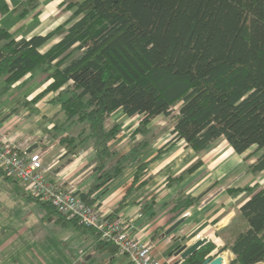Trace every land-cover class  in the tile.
Wrapping results in <instances>:
<instances>
[{"label":"trees","instance_id":"trees-1","mask_svg":"<svg viewBox=\"0 0 264 264\" xmlns=\"http://www.w3.org/2000/svg\"><path fill=\"white\" fill-rule=\"evenodd\" d=\"M67 1L71 15L45 35L15 40L0 29V96L28 74L49 81L31 102L56 93L50 102L60 106L65 123L80 127L60 143L68 153L87 138L94 144L97 176L79 194L83 202L93 204L91 195L152 143L156 136L149 125L158 116L173 119L171 139L156 157L137 167L120 205L146 185L148 164L179 141L195 153L221 141L238 155L254 147L256 160L246 172L264 171V0ZM63 28L59 41L40 52ZM118 111L139 117L134 134L141 135L122 155L109 148L120 125L105 126ZM201 165L196 160L167 184ZM228 192H244L239 212L247 228L219 252L229 250L235 256L230 264H264V188L252 184ZM200 198L180 197L174 210L190 208ZM95 235L100 245L117 251ZM215 250L207 242L177 264H202Z\"/></svg>","mask_w":264,"mask_h":264},{"label":"crops","instance_id":"crops-1","mask_svg":"<svg viewBox=\"0 0 264 264\" xmlns=\"http://www.w3.org/2000/svg\"><path fill=\"white\" fill-rule=\"evenodd\" d=\"M68 3L67 0H0V29L15 40L45 35L69 18L73 10ZM64 30L39 51L44 52L59 41ZM48 83L41 74H28L0 96V134L20 151L40 153L46 178L79 195L90 188L97 176L94 144L87 138L68 153L60 143L61 137L76 134L80 127L65 123L60 106L50 102L56 93L31 102ZM135 118L138 120L132 122ZM138 121V116L126 117L120 111L106 119V127L113 123L120 125L116 139L109 143L110 150L122 155L131 149L141 138L140 134H134ZM162 130L154 129L156 137L152 143L91 195L94 200L91 205L109 216L117 210L115 218L121 219L133 235L150 243L153 255L162 264L180 261L173 254L178 238H183L182 243L187 246L205 238L216 246L211 258L221 255L222 264H230L235 256L229 250H219L247 225L239 212L244 192L230 194L228 190L252 184L264 188V171L257 175L247 173L245 166L251 165L256 157L245 165V153H234L225 141L200 153L179 141L148 164L146 185L120 205L137 167L156 157L158 150L171 139L172 128L167 134ZM198 159L202 165L196 171L167 184L169 178L177 177ZM184 196L201 198L190 208L174 210L175 201ZM35 199L15 179L0 172V264H127L128 259L118 251L100 245L93 230L63 220L51 206ZM179 219L183 222L166 234Z\"/></svg>","mask_w":264,"mask_h":264},{"label":"built area","instance_id":"built-area-1","mask_svg":"<svg viewBox=\"0 0 264 264\" xmlns=\"http://www.w3.org/2000/svg\"><path fill=\"white\" fill-rule=\"evenodd\" d=\"M40 156L18 150L0 134V171L5 177L15 179L27 194L49 203L58 213L91 228L132 264H162L153 255L152 245L133 235L121 219L104 214L96 205L83 202L73 190L49 181Z\"/></svg>","mask_w":264,"mask_h":264},{"label":"water","instance_id":"water-1","mask_svg":"<svg viewBox=\"0 0 264 264\" xmlns=\"http://www.w3.org/2000/svg\"><path fill=\"white\" fill-rule=\"evenodd\" d=\"M182 222H183V219H179L177 222H175L166 231V234L171 233ZM175 241H177L178 244H176V246L173 248V254L175 256H179L180 260H185V259L191 257L192 255H194L197 252V250L207 242V239H205V238L199 239V240L195 241L193 244H191L189 246H187V245L182 243L184 241L183 238H178ZM222 260H223L222 256L221 255H217L213 259L212 258H206L202 262V264H222Z\"/></svg>","mask_w":264,"mask_h":264},{"label":"rangeland","instance_id":"rangeland-1","mask_svg":"<svg viewBox=\"0 0 264 264\" xmlns=\"http://www.w3.org/2000/svg\"><path fill=\"white\" fill-rule=\"evenodd\" d=\"M177 112V109H174L173 112H172V115H175ZM136 120H138V118H135L134 120H131L132 122H135ZM109 121H107L108 123ZM173 119L169 116V117H163V116H160V117H157L155 119L152 120L151 124H152V130L154 131V129H158V128H163L162 130V133L164 134H167L168 133V130L169 128H172L173 126ZM154 133V132H153ZM149 136V135H148ZM156 136V135H155ZM255 148L253 147L252 149H250L249 151H247L245 153V165H247V162H249L250 160H253L254 155L253 152H254ZM245 170H246V166H245Z\"/></svg>","mask_w":264,"mask_h":264}]
</instances>
